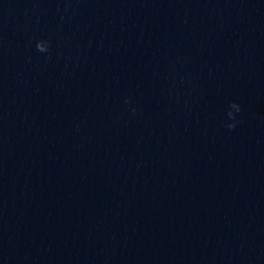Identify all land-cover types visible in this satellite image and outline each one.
Masks as SVG:
<instances>
[{
    "label": "clouds",
    "instance_id": "1",
    "mask_svg": "<svg viewBox=\"0 0 264 264\" xmlns=\"http://www.w3.org/2000/svg\"><path fill=\"white\" fill-rule=\"evenodd\" d=\"M36 48L40 52H48L49 51V42L45 41V40L38 41L36 44ZM229 107H230V109H234L235 112L241 111V107L238 103L233 102ZM227 116L230 120L235 121V119H236L235 114L232 110L228 111ZM226 127H228L229 129H234L236 127V124L235 123H228L226 125Z\"/></svg>",
    "mask_w": 264,
    "mask_h": 264
}]
</instances>
